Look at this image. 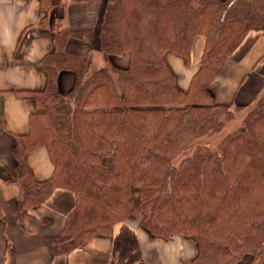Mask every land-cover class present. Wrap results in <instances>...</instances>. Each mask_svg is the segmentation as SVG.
Masks as SVG:
<instances>
[{"label": "trees", "instance_id": "trees-1", "mask_svg": "<svg viewBox=\"0 0 264 264\" xmlns=\"http://www.w3.org/2000/svg\"><path fill=\"white\" fill-rule=\"evenodd\" d=\"M251 29H264V0H106L93 33L103 56L96 65L91 54L65 50L69 38L91 32L55 24L54 50L40 62L47 84L33 95L43 112L17 140L10 178L20 209L44 203L57 187L74 192L61 233L45 239L54 254L140 215L155 236L197 240L198 254L185 264H240L246 256V264H264V85L240 124L215 145L209 140L247 109L213 104L209 84ZM198 34L206 37L202 63L184 91L164 53L188 64ZM125 53L128 65H116L113 57ZM62 70L76 77L66 94ZM42 145L55 169L37 181L23 155Z\"/></svg>", "mask_w": 264, "mask_h": 264}, {"label": "crops", "instance_id": "crops-1", "mask_svg": "<svg viewBox=\"0 0 264 264\" xmlns=\"http://www.w3.org/2000/svg\"><path fill=\"white\" fill-rule=\"evenodd\" d=\"M106 0H0V264H185L198 254L197 240L190 236H155L141 225L140 216L116 223L111 233L95 234L67 254H54L46 238L57 237L75 206L73 191L57 187L42 204L20 209L19 190L10 183L15 174V147L30 132L34 114L42 113L34 94L45 89L47 72L40 65L54 50L55 24L60 21L73 32H91L90 39L71 37L65 50L78 56L91 54L103 64L97 36ZM93 35V36H92ZM206 37L195 36L190 59L171 51L164 59L176 74L177 85L187 91L202 63ZM129 55L113 57L121 67ZM75 73L62 70L57 83L62 94L75 84ZM264 85V29H251L223 62L209 84L213 104H248ZM252 101V100H251ZM33 178L49 179L55 169L45 145L23 155ZM132 195L138 202L139 192Z\"/></svg>", "mask_w": 264, "mask_h": 264}, {"label": "rangeland", "instance_id": "rangeland-1", "mask_svg": "<svg viewBox=\"0 0 264 264\" xmlns=\"http://www.w3.org/2000/svg\"><path fill=\"white\" fill-rule=\"evenodd\" d=\"M251 100H250V102H251ZM250 102H248V104H244V105H247V109H244L243 111L236 112V118L234 120H232L231 122H228L226 124L224 131L222 133L217 134L213 137H210L209 140L213 143V145H215L217 142H219V140L223 137L224 133L233 131L240 124V122L242 121V118L245 116V114L250 109V107H249V106H251ZM249 260H250V256H246L240 264H246Z\"/></svg>", "mask_w": 264, "mask_h": 264}]
</instances>
